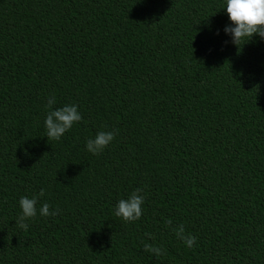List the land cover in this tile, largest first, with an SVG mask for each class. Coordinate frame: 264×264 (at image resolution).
Instances as JSON below:
<instances>
[{"label": "trees", "instance_id": "16d2710c", "mask_svg": "<svg viewBox=\"0 0 264 264\" xmlns=\"http://www.w3.org/2000/svg\"><path fill=\"white\" fill-rule=\"evenodd\" d=\"M221 2L0 0V264H264V41L233 45ZM50 97L82 116L59 140ZM22 196L58 214L22 230Z\"/></svg>", "mask_w": 264, "mask_h": 264}, {"label": "clouds", "instance_id": "9594fccd", "mask_svg": "<svg viewBox=\"0 0 264 264\" xmlns=\"http://www.w3.org/2000/svg\"><path fill=\"white\" fill-rule=\"evenodd\" d=\"M220 9L228 16L229 23L225 25L223 32L229 37L230 42L237 48L252 40L254 36L264 41V0H222ZM55 97L48 99L47 107L50 109L44 118L45 136L49 139L59 140L75 123L82 120V116L76 104H66L61 108H52ZM116 136L115 131H97L96 134L86 140L85 149L93 155L101 153L108 147ZM141 189H136L126 199H120L113 208V214L125 222H134L143 214L142 206L145 197L140 194ZM43 189L39 196H43ZM38 197L22 196L18 201L20 212L15 223L22 230L28 229L27 221L39 215L42 217L56 216L58 209L50 211V205L44 202L37 209ZM171 225L172 221L166 222ZM176 237L188 248L196 242V237L185 234L182 225L173 229ZM144 250L155 256L162 254V249L152 244H145Z\"/></svg>", "mask_w": 264, "mask_h": 264}]
</instances>
